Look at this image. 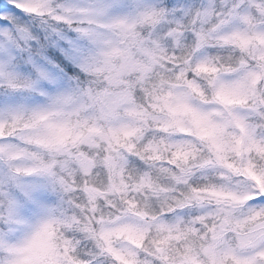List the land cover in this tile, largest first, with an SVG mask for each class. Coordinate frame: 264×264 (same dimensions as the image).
Wrapping results in <instances>:
<instances>
[{
	"label": "clouds",
	"instance_id": "1",
	"mask_svg": "<svg viewBox=\"0 0 264 264\" xmlns=\"http://www.w3.org/2000/svg\"><path fill=\"white\" fill-rule=\"evenodd\" d=\"M0 264H264V0H0Z\"/></svg>",
	"mask_w": 264,
	"mask_h": 264
}]
</instances>
